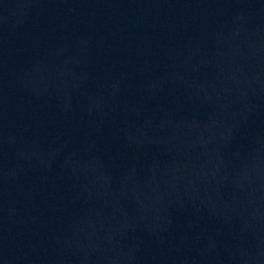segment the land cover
Returning a JSON list of instances; mask_svg holds the SVG:
<instances>
[{"label": "water", "instance_id": "95a60500", "mask_svg": "<svg viewBox=\"0 0 264 264\" xmlns=\"http://www.w3.org/2000/svg\"><path fill=\"white\" fill-rule=\"evenodd\" d=\"M0 264H264V0H0Z\"/></svg>", "mask_w": 264, "mask_h": 264}]
</instances>
